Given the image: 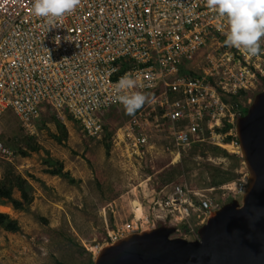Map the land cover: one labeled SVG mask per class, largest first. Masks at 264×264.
Here are the masks:
<instances>
[{
    "label": "built area",
    "instance_id": "obj_1",
    "mask_svg": "<svg viewBox=\"0 0 264 264\" xmlns=\"http://www.w3.org/2000/svg\"><path fill=\"white\" fill-rule=\"evenodd\" d=\"M32 3L0 0V119L10 111L32 133L45 111L62 113L98 140L101 113L123 106L122 97L142 94L143 105L114 132L125 157L159 149L179 158L206 142L241 158L235 122L242 102L234 97L264 88V51L250 56L226 46L228 21L207 0H78L72 12L52 20L34 15ZM121 61L127 69L115 78ZM12 155L0 140V157ZM222 187L241 197L247 180ZM158 208L176 223L192 212L206 218L213 209L181 184ZM150 223L144 213L120 223L107 231L104 245L154 228Z\"/></svg>",
    "mask_w": 264,
    "mask_h": 264
},
{
    "label": "rangeland",
    "instance_id": "obj_2",
    "mask_svg": "<svg viewBox=\"0 0 264 264\" xmlns=\"http://www.w3.org/2000/svg\"><path fill=\"white\" fill-rule=\"evenodd\" d=\"M201 66L196 61L193 70L199 73ZM263 90L258 88L249 94V105ZM238 99L242 106H249L247 98ZM129 116L124 105L101 113V121L106 126L104 135L110 134L108 150L103 136L98 140L85 137L80 125L62 113L45 111L32 133L26 132L10 111L2 116L0 140L13 155L8 159L0 157V177L5 163L10 164L31 184L33 201L26 211L0 206V212L16 219L20 227L16 233L0 229V264H53L55 261L89 264V258L93 261L99 250L107 246L104 245L107 231L136 217L135 205L149 216L154 228L173 227L175 233L171 237L195 240L197 230L208 217L192 212L186 221L176 223L158 208L173 185H185L203 194L212 203L211 211L240 198L231 192L226 194L223 185H210L214 168L232 175L233 181L226 184L247 180L243 161L229 152L230 147L220 148L229 155L226 157L214 153L216 146L206 142L201 143L204 156L199 149L192 150L193 146L185 149L179 158L159 149L140 159L122 155L113 136ZM55 120L62 122L67 130V138L62 143L52 138L57 133ZM34 144L39 146L38 151L28 149ZM44 150L62 163L75 184L44 172L47 168L43 163L47 156ZM20 151L28 155L22 156ZM157 216L160 218L155 219ZM183 225L189 228V233L181 232Z\"/></svg>",
    "mask_w": 264,
    "mask_h": 264
},
{
    "label": "water",
    "instance_id": "obj_3",
    "mask_svg": "<svg viewBox=\"0 0 264 264\" xmlns=\"http://www.w3.org/2000/svg\"><path fill=\"white\" fill-rule=\"evenodd\" d=\"M247 187L211 211L195 240L173 227L132 233L102 248L92 264H264V90L235 122Z\"/></svg>",
    "mask_w": 264,
    "mask_h": 264
},
{
    "label": "clouds",
    "instance_id": "obj_4",
    "mask_svg": "<svg viewBox=\"0 0 264 264\" xmlns=\"http://www.w3.org/2000/svg\"><path fill=\"white\" fill-rule=\"evenodd\" d=\"M77 4L78 0H33L32 12L52 20L72 12ZM207 6L228 21L226 46L242 49L250 56L264 51L260 43L264 39V0H207ZM144 102L142 94L122 97L128 115H132Z\"/></svg>",
    "mask_w": 264,
    "mask_h": 264
},
{
    "label": "trees",
    "instance_id": "obj_5",
    "mask_svg": "<svg viewBox=\"0 0 264 264\" xmlns=\"http://www.w3.org/2000/svg\"><path fill=\"white\" fill-rule=\"evenodd\" d=\"M119 64V72L115 76V78L119 77L126 69H127V63L125 61H121ZM240 96L244 98H248V93H239L234 98L238 99ZM237 110L239 111L240 115L243 116L247 111V106L242 107L238 106ZM137 110H135L136 112ZM134 112V113H135ZM66 117L70 120H73V118L69 115H66ZM74 121V120H73ZM103 123V122H102ZM55 128L57 133L52 136V138L57 143H62L67 138V130L62 122L59 120H55L54 122ZM105 124H103L104 133L106 132ZM227 129V128H226ZM224 130V132L226 131ZM219 131V130H217ZM223 131V130H222ZM223 133V132H222ZM110 134L103 135V142L105 144V148L108 150L107 140L109 138ZM232 139L231 136H227L225 138V142H229ZM192 150L199 149L200 154L204 156V147L202 144L196 143L192 145ZM30 151H38L40 148L38 145L34 144L28 147ZM213 152L216 154H221V156H229L224 150L215 147L213 149ZM44 153H46V158L43 160V163L46 165V169L44 170L45 173L56 176L59 178H62L66 180L69 184H75L76 181L70 176L68 171L63 170V165L60 161L55 160L51 158L48 155V152L44 150ZM20 154L22 156H27L28 153L25 151H20ZM232 157V156H231ZM239 161H242L241 158H239ZM228 174V172L220 171L219 169H212V181L210 183L211 186H220L224 185L228 182L233 181L232 175L228 174V177H224V175ZM221 175V176H219ZM215 177H219L218 180H216ZM15 193L18 194L17 197H15ZM33 201V188L29 181L23 177L22 175L15 172L14 168L8 164L5 163L3 167V171L0 177V206H7L9 205L13 210L15 211H26L30 204ZM0 229L6 232L10 233H16L20 230L19 224L16 219L11 218L6 213L0 212ZM182 233L186 234L189 233L190 230L186 225L181 226ZM92 259L89 258V264H92ZM53 264H63L61 262L55 261Z\"/></svg>",
    "mask_w": 264,
    "mask_h": 264
},
{
    "label": "bare ground",
    "instance_id": "obj_6",
    "mask_svg": "<svg viewBox=\"0 0 264 264\" xmlns=\"http://www.w3.org/2000/svg\"><path fill=\"white\" fill-rule=\"evenodd\" d=\"M134 207H135V208H134L135 215H136V217H139V216L141 215V208H140L139 205H135ZM107 246H108V245H107ZM99 251H100V250H99Z\"/></svg>",
    "mask_w": 264,
    "mask_h": 264
}]
</instances>
